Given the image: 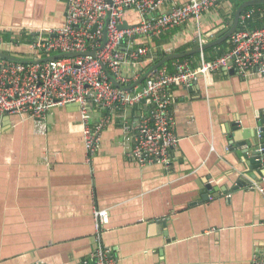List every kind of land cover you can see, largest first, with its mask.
<instances>
[{"label": "crops", "instance_id": "1", "mask_svg": "<svg viewBox=\"0 0 264 264\" xmlns=\"http://www.w3.org/2000/svg\"><path fill=\"white\" fill-rule=\"evenodd\" d=\"M244 1L223 0L153 38L140 58L144 69L215 40ZM169 8L165 2L155 13ZM65 10V0H0V31L25 52L27 42L62 24ZM142 43L138 38L135 47ZM229 47V38L207 45L188 62L196 66L200 54L208 60ZM173 61L163 66L171 71ZM169 95L179 140L167 168L129 156L132 140L122 126L145 112L141 104L110 113L89 105L91 126L108 114L89 161L76 104L51 108L44 134L30 121L1 118L0 264L86 262L96 245L94 207L107 211L101 241L116 264H249L254 254L264 257V201L248 187L264 188V167H253L238 143L264 118V74L219 69L170 87Z\"/></svg>", "mask_w": 264, "mask_h": 264}, {"label": "built area", "instance_id": "2", "mask_svg": "<svg viewBox=\"0 0 264 264\" xmlns=\"http://www.w3.org/2000/svg\"><path fill=\"white\" fill-rule=\"evenodd\" d=\"M222 1L65 0L62 24L47 35L27 42L25 52L15 50L19 43L5 40L4 32L0 31L3 53L41 58L65 52H94V56L86 53L31 63L0 57V119L14 117L19 122L30 121L35 133L44 134L51 108L76 104L85 157L89 161L108 121L107 114L91 126L89 105L110 113L118 106L141 104L145 112L122 126L132 140L129 156L140 166L154 163L167 168L171 161L170 148L179 140L169 110L170 87H188L197 76L219 69L232 68L239 77L264 74V24L254 29L244 24L253 9L241 13L240 26L229 36L230 47L211 59L206 60L200 54L196 66H191L186 58L175 59L171 71L165 66L144 69L141 64L140 58L149 53L147 43L153 38L191 17L197 18ZM165 2L170 4L169 10L156 14L157 7ZM129 11L134 13L133 17L126 16ZM122 22H126V28L119 26ZM138 38L144 43L135 47ZM147 71L144 80L132 88L115 86L107 73L120 85L129 86ZM256 131L259 135V126ZM248 187L259 192L264 201L262 186L253 183ZM91 215L96 245L88 260L80 264H116V257L101 241L106 209L94 207ZM249 264H264V257L254 254Z\"/></svg>", "mask_w": 264, "mask_h": 264}, {"label": "water", "instance_id": "3", "mask_svg": "<svg viewBox=\"0 0 264 264\" xmlns=\"http://www.w3.org/2000/svg\"><path fill=\"white\" fill-rule=\"evenodd\" d=\"M249 5H264V0H246L242 2L236 9L234 16L232 20L230 21L229 25L217 32L216 34V39L211 41L209 44H200L199 41L196 42V44L192 48H186L181 51L177 52H171L165 54L159 61L154 63L149 69H157L161 66H163L166 62L169 60H175V59H181L185 58L187 56L193 55L198 52H202L204 49L207 48V45L213 46V45H218L224 40H227L229 38L230 34L237 28L238 25V19L240 14L246 9L247 6ZM121 28H126L127 24L126 22H122L119 25ZM105 38V30L103 31V40ZM89 54L94 56V52L92 51H87V52H65V53H58V54H50L48 56H44L41 58H32L30 55H20V54H15V53H3L0 52V57L9 59V60H14V61H19V62H24V63H31V62H42L45 60L49 59H55L63 56H76L79 54ZM230 73H234V70L231 68L229 70ZM108 73V76L112 83L119 87V88H132L134 85L141 83L146 74L144 73L137 81L133 82L129 86H122L118 82H116L113 77ZM5 120L8 121V117H5ZM259 126V135H257L256 130L249 131V134L246 135L242 140L238 141L239 145L244 146L241 150L244 158H247L249 163L256 168H261L264 167V150H260L264 148V118L258 123ZM248 140V141H247ZM261 160L263 162L261 163ZM208 188L210 186H207ZM162 224L165 225V221H162Z\"/></svg>", "mask_w": 264, "mask_h": 264}, {"label": "trees", "instance_id": "4", "mask_svg": "<svg viewBox=\"0 0 264 264\" xmlns=\"http://www.w3.org/2000/svg\"><path fill=\"white\" fill-rule=\"evenodd\" d=\"M239 2H237L236 4H238ZM253 9V12L251 13L250 16L246 17V19L244 20V24L246 25L247 28L249 29H254V28H258L260 27L259 24H264V5H249L246 7V9L242 12L244 13L247 10ZM262 11H260V10ZM238 26H240V24H238ZM3 38L5 40L8 39L7 36H5L6 34H2ZM222 51L217 52L213 57L221 54ZM191 56H187L185 57L186 59H189ZM212 57V58H213Z\"/></svg>", "mask_w": 264, "mask_h": 264}]
</instances>
